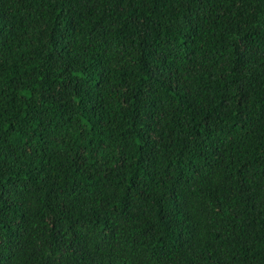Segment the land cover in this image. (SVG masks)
<instances>
[{
	"label": "trees",
	"instance_id": "1",
	"mask_svg": "<svg viewBox=\"0 0 264 264\" xmlns=\"http://www.w3.org/2000/svg\"><path fill=\"white\" fill-rule=\"evenodd\" d=\"M0 264H264V0H0Z\"/></svg>",
	"mask_w": 264,
	"mask_h": 264
}]
</instances>
